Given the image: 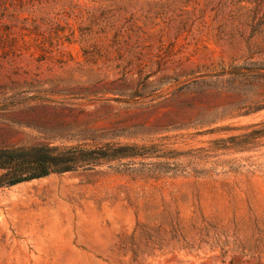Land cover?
<instances>
[{
	"label": "rangeland",
	"instance_id": "1",
	"mask_svg": "<svg viewBox=\"0 0 264 264\" xmlns=\"http://www.w3.org/2000/svg\"><path fill=\"white\" fill-rule=\"evenodd\" d=\"M74 170L0 187V264H264V0H0V148Z\"/></svg>",
	"mask_w": 264,
	"mask_h": 264
},
{
	"label": "trees",
	"instance_id": "2",
	"mask_svg": "<svg viewBox=\"0 0 264 264\" xmlns=\"http://www.w3.org/2000/svg\"><path fill=\"white\" fill-rule=\"evenodd\" d=\"M71 150L63 151L47 144L31 147L0 148V187L77 168Z\"/></svg>",
	"mask_w": 264,
	"mask_h": 264
}]
</instances>
